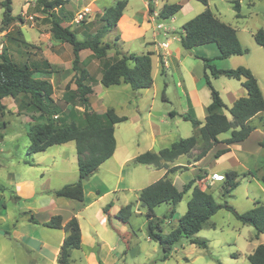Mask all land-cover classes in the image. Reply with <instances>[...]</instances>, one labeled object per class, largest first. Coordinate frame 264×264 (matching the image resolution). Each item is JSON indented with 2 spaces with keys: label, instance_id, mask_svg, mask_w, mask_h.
Segmentation results:
<instances>
[{
  "label": "trees",
  "instance_id": "1",
  "mask_svg": "<svg viewBox=\"0 0 264 264\" xmlns=\"http://www.w3.org/2000/svg\"><path fill=\"white\" fill-rule=\"evenodd\" d=\"M196 1L205 6V9L183 24V32L180 36L181 47L190 51L198 46L215 45L219 53L217 57L219 60L248 54V49L241 45L236 30L222 22L209 10L208 0ZM66 2L64 0H36L35 9L50 17V33L53 39L71 47L73 55L71 66L74 72L71 83L74 85V89L71 90L69 85L65 87L63 104L71 107L69 113L73 114L72 117L66 118L65 112H63L64 116H59L62 112L53 98L52 85L46 78L34 77L35 73L50 74L56 70L55 67L45 61L42 65L49 71L40 72L38 67L31 68L27 64L13 62L5 53L0 55V110L4 108L1 103L4 98L22 97L24 109L30 108L36 113V116H32V121L37 120V122L29 125L27 129L29 145L26 154L29 156L44 152L52 146L74 142L78 180L74 184L64 185L54 194L58 197L82 201L83 183L114 153V125L126 121L127 118L117 116L112 109H108L102 114L88 110L89 96L93 93L92 87L89 85L91 76L86 69L82 68L79 53L89 50L95 59L104 62L107 51L111 49V44L103 42V35L115 27L126 2L116 1L112 7L106 9L99 17L102 28L96 34L84 37L83 40H78L69 26H63L64 16L60 17L62 12H56ZM0 5L3 9L1 22L5 27L15 20L11 14V0H2ZM181 8L182 5L178 3H165L159 10L158 19H169ZM148 9L149 13L153 11L151 3H148ZM233 9L236 12V17H240V0L233 1ZM252 36L254 42L264 49V30L259 29ZM112 59L111 62L107 61L101 64L100 83L102 86L111 87L124 83L129 85L132 91L152 87L153 78L149 53L136 55L116 51ZM201 60L204 63V81L210 96L204 121L200 122L191 113L181 115L183 120L190 122L194 127V135L180 139L158 152L147 151L139 154L133 160L137 164L166 169L165 176L142 188L137 198L140 206L146 209L147 237L160 246L163 260L166 259L172 246L182 237L190 239L191 244L206 248V241H199L194 236L221 209L230 212L241 224L253 227L257 238L259 235H264L263 203L255 202L251 209L239 213L226 201L239 185L238 174L235 171H228L224 175L220 186L224 199L222 204L216 203L209 192L201 190L196 184L197 181L203 179L201 176L183 185L182 190H178L167 178V175L187 168L186 166L168 167L167 163L174 162L180 156H188L195 149H198V152L191 157L188 164L199 162L217 145H223L224 148L216 150L215 159L228 153L230 145L245 141L253 132L255 127L250 124L251 119L257 116L260 118V115L264 113V97L258 81L250 69L238 66L234 69L222 70L210 64V59L201 58ZM220 77L240 81L246 92L245 97L235 100L229 108L223 103L218 91L211 83L212 79ZM76 106L83 110L81 112L73 110ZM224 112H227V115ZM170 115L176 114L170 113ZM58 117L61 118L58 119ZM260 124L264 127V118L260 119ZM227 132L230 133L229 137L219 141L218 136ZM0 138L2 139V135ZM259 145L264 149V139L259 142ZM258 163H261L260 168L264 171V159H259ZM249 174L251 175V173ZM261 181L264 182V174ZM188 191H190V198L186 204L185 213L178 219L177 227L163 235L159 220L154 216V208L161 204L170 205L169 217H171L175 213L176 205L181 202L183 195ZM111 207L112 204L109 203L103 208V213L108 218ZM131 216V204L121 207L115 214V218L122 225H128ZM29 220L36 223L33 217H30ZM43 225L52 229H62L66 233L57 263L72 264L70 252L81 248V232L77 219L72 217L63 225L60 216H53ZM208 225L213 227V224ZM232 256L235 257V254ZM247 260L250 264H264V244L257 245L247 256Z\"/></svg>",
  "mask_w": 264,
  "mask_h": 264
},
{
  "label": "rangeland",
  "instance_id": "2",
  "mask_svg": "<svg viewBox=\"0 0 264 264\" xmlns=\"http://www.w3.org/2000/svg\"><path fill=\"white\" fill-rule=\"evenodd\" d=\"M36 0H11L12 16L15 20L8 26L2 24V13L3 9L0 5V55L5 53L13 62L18 64H27L31 68L36 66L43 67L42 63L47 61L46 57L49 56L48 50H61L59 54L63 57L64 61L68 62L72 59L71 47L66 44V49L62 46H52L53 37L50 33L51 23L50 17L46 14H42L35 9ZM122 1V0H120ZM164 0H161L162 2ZM173 1L174 3H188L192 4V11L189 15L183 17L180 13L174 16L175 22L172 23L171 18L169 19H158L155 23L162 24L165 30H169L168 39L162 37V30L155 29V34L159 35L157 40L161 43H165L166 40L171 42L169 48H173L175 41L172 37H178L182 33L181 21L186 22L193 18L195 15L204 11L205 6L196 0H167ZM233 1L236 0H208L209 10L219 19L232 26L236 32L241 45L248 49V54L243 56H236V61H232L233 64L241 63L242 67L250 69L254 77L258 81V85L261 89L264 97V49L257 45L253 40V33L259 29L264 30V0H240V17H236V12L233 9ZM2 0H0L1 4ZM85 0L80 2L69 1L70 5L66 9L62 8V12L65 16L69 13L75 14L77 9L84 7ZM131 3L137 8L142 0H131ZM76 4V5H74ZM93 6V4H92ZM97 8V7H96ZM99 12V11H98ZM93 12L92 15L98 13ZM78 14V13H77ZM74 16V18L77 16ZM67 15V16H68ZM70 16V15H69ZM190 17V18H189ZM86 20L85 17L82 21ZM81 21V22H82ZM79 23L71 24L79 25ZM99 17L96 16L93 23V27L99 24ZM156 28V27H155ZM174 29L176 33H170V30ZM78 40H83L76 32H74ZM115 33L107 32L103 36V41L111 44L110 50H134L138 51V55L146 54L147 51L140 46L138 41H131L126 44H122L121 41L117 42L114 40L109 41V37ZM151 33L147 34V39L150 38ZM115 43V44H114ZM215 46V45H213ZM201 46L192 48L190 51H186L187 54L192 50H198ZM216 47V46H215ZM168 48V47H167ZM168 48V49H169ZM64 50H68L64 52ZM139 50H145L139 52ZM183 50V49H182ZM44 51V53H43ZM112 54V51L108 52ZM113 56L115 55L112 54ZM196 55V54H195ZM106 57L104 62L113 61L112 57ZM82 56V59H84ZM192 62L191 71L193 74L199 75L204 69V63L201 58L195 57L194 54L190 55ZM210 64L216 68L221 61L219 59H210ZM232 60V59H231ZM100 64V74L102 69V61H98L94 57L92 60L83 61L82 68L88 70L91 76L89 85L94 91L93 97L91 98L92 103H95L98 107L96 111H107L110 108L116 109L119 114L134 115V111L130 107L124 106L122 103L126 96H137L143 98L144 101L141 103H151V113L153 118H158L161 114L166 112L168 109L173 108L175 111H180V107L185 105V100L179 102L178 95L181 93V87L177 86L178 79L176 75L168 73V76L157 75L154 79L153 87L149 89L132 91L131 88L125 84L112 87H104L101 85L99 79V72L94 73L92 66L94 64ZM238 67V66H237ZM45 69H48L45 67ZM188 69L182 70L185 79L188 77ZM208 73V71H206ZM45 77L40 73H35L34 77ZM47 78V77H46ZM221 78V77H220ZM226 79L222 77L218 81L214 82V88L216 91H222L220 82ZM232 80L233 84L235 81ZM167 84V86H166ZM239 88H243L238 85ZM126 88V89H125ZM244 89V88H243ZM205 91L207 89H204ZM207 92V91H206ZM170 97L171 103H166L163 97ZM58 94V92H57ZM200 94V98H201ZM181 96V94H180ZM90 97V96H89ZM184 95L181 96V99ZM222 100L228 104V98L225 94H222ZM4 108L0 110V194L5 198L0 197V208L8 204L9 196L12 195L9 190H4L3 183L7 179L8 173L12 170H24L27 172L21 164L15 162H21L23 159H28L26 155V149L29 145L27 136V129L29 125L36 123L32 121V116H35L30 108L24 109L23 104L20 106V112L18 115L11 113L7 109V105L13 110L14 99L6 98ZM147 103V104H148ZM58 107L64 116L65 104L57 102ZM135 105V104H134ZM123 108V109H122ZM122 109V110H121ZM63 112H65L63 114ZM192 114V113H191ZM24 115V116H23ZM261 117L254 118L250 121V124L255 127L250 138L248 139L247 146L245 149L240 148L239 157L240 161L236 163L231 160V155L221 157L219 159L214 158V153L218 149L224 148L222 145L216 146L211 149L207 155L194 167L189 168L187 171L169 174L168 179L173 181L177 188H182L183 185L187 184L193 179H197L199 176H203L201 180L197 181L196 184L201 190L209 192L216 203L222 204L224 199L222 198L220 186L223 182L226 169H231L238 174V187L232 192L231 196L226 199L229 205L234 209L243 213L251 209L255 202L264 204V182L261 181V177L264 171L260 168L258 163L259 159H264V149H257L256 143L264 138V127L260 124V119L264 118V113ZM195 117V116H194ZM61 117H58V119ZM4 124V128H3ZM143 127L134 128L130 130L129 134L131 139V145L125 148L127 155L135 156L142 154L147 151L156 152V146L152 147L149 141H143V138L148 136V128L145 122L142 123ZM177 134L184 135L186 131L192 130L195 134L194 127L190 122L181 121L171 126ZM230 133H223L220 135L221 138L229 137ZM183 138H186L182 136ZM70 144H74L71 142ZM151 146V147H150ZM198 152L195 149L188 156H180L173 163L175 165H186V162L191 160V157ZM259 156L256 162V158ZM11 162L13 164L11 165ZM113 165L111 160L108 161L107 166ZM109 172L105 171L107 176V185H111L115 179V169L108 167ZM223 173L220 174L218 180H211L213 172ZM251 173V175L249 174ZM160 172L154 173L153 169H149L147 165L137 164L133 161L129 162L123 173H118L120 179V188L128 186L130 191L120 193L108 201L107 204L117 205L122 207L127 204L132 206V216L129 224L124 226L115 218L110 217L108 228L102 232L101 236L105 241H108L109 251H104L99 256L101 264H250L247 260V256L255 249L259 244H264V235L256 237V233L253 227L243 225L237 221L234 216L225 209L219 210L214 216H212L209 222L194 236L195 239L206 241V248L190 243V239L182 237L176 244L171 248V251L167 255L166 259H162L163 252L160 246L150 241L147 237V222H146V209L141 207L137 201L138 191L147 185L157 181V176ZM207 174L208 179H204V175ZM190 198V192L183 195L180 203L175 207V213L169 217L170 206L167 204H161L154 208V216L159 220V226L163 235L168 234L170 231L177 227L178 219L185 213L186 204ZM14 212V210H13ZM208 224H213L210 227ZM86 243V242H85ZM89 249L85 246V252ZM235 254V257L232 256ZM70 261L72 264H94L93 262L84 258L78 251H73L71 254Z\"/></svg>",
  "mask_w": 264,
  "mask_h": 264
},
{
  "label": "crops",
  "instance_id": "3",
  "mask_svg": "<svg viewBox=\"0 0 264 264\" xmlns=\"http://www.w3.org/2000/svg\"><path fill=\"white\" fill-rule=\"evenodd\" d=\"M69 1L72 0H68L66 3H64L62 8L66 9L67 6H73L68 3ZM85 1L86 2L84 4V7L87 5L92 6L93 4L92 8L96 12H99L95 15H92L93 13H91L90 15L85 16L86 20L82 21L79 25H74L73 27H71V24H74V16L84 7L81 9H77L75 14L69 13L70 16L68 14V16H65V14L61 10L62 8L56 11L62 12L60 13V17L64 16L63 26H69L71 30L76 32L82 38L96 34V32L102 28L101 22H99L97 26L93 27L96 16L100 17L106 9L112 7L116 1L120 0ZM122 1L126 2L125 7L115 27L111 31H109L111 33H115L112 35V37H109V41L115 39L116 43L121 41L123 45L131 41H138L140 46H142V48L150 54L153 85L154 79L157 75L165 77L168 76V73L176 75L178 79L177 86L181 87V93H179L177 97L179 99V102L185 100V105L183 104V107H180V111H175L173 108H170L166 112L161 114L158 118H153L152 116V106L150 103L151 101L149 103L147 102L148 104L146 103L145 105L141 103V101H144L143 98L137 96H126L125 100L123 101L124 103H122L124 106L127 105V107H130L131 110L135 112L134 115L119 114L116 109L110 108L117 116H124L127 118V120L114 125V153L112 157L102 163L99 166L98 170L87 181L83 183L82 201L58 197L54 194L56 190L60 189L64 185L74 184L78 180L75 144H70L71 142H68L62 145L52 146L41 153L32 154L30 156L26 154L28 159H23L21 160V162H15L17 164H21L25 169H28V171L24 172V170L21 169L20 171L17 170L16 172H13L11 170L7 175V179L2 185L4 186V190H9L12 195L9 196V203L3 205L0 208V264H58V254L66 233L62 229H52L43 225L53 216H60L62 218L63 225L66 224L72 217H75L78 221L81 232V248L79 250H72L70 252V258L73 251H78L84 258L86 257L87 260L89 259V261L93 262L94 264H101L99 256H101L102 252L109 251L108 241H105L101 234L103 231H105V228H108L110 217L115 216V214L121 207L112 205V207L109 209V218L103 213V208L108 205L107 202L112 200L114 196L130 191V188L127 185L120 188V179H123V177H118V173L120 172L122 174L125 166L129 162L133 161L137 156L135 155L129 157L124 151L125 148L131 145V142L133 141L129 134L130 130L143 127L142 123L145 122L148 128V136L144 137L143 141H149L152 147L156 146V152H158L161 149L168 148L172 143L183 139L182 136L187 138L193 135L194 132L192 130H188L186 131V133H184V135L181 136L179 135L180 133L177 134L176 131L171 127L173 124H175L177 128L178 123H180L181 121H185L180 117L181 115L192 113L197 120H199L200 122L204 121V118L206 116V108L210 103L209 91L204 81V69L199 73V75L198 73H192V62L190 60V55L194 54V58L198 57L206 59H217L219 55L217 48L212 44L204 45L201 46L200 49L195 51L192 50L191 52H189V54H187V52L181 47L180 44L181 33L179 38L172 37V40L176 43L174 44L173 48H169L171 46V42L166 40L165 43L168 44L169 49H164L161 47V45L164 43H161L162 41L159 42L157 40L159 35L155 34L154 32V30L157 29L155 27L162 24H156L155 26V23L158 19L152 18V12L149 13L148 0H142V3H139V6L137 8L133 3H131V0ZM160 1L161 0H159L156 6L155 12H159L161 7L165 3H174L173 1L169 2L167 0H164L162 2ZM74 2H80V0H74ZM178 4H181L182 8L177 14L182 13L181 15L185 17L192 11L191 3L188 4L186 2L184 4ZM174 16L171 17L172 23L176 21ZM186 22L182 23L181 21L180 27H182ZM158 30H162V37L168 39L169 30H165L164 26H162V29ZM149 32L151 33V39H147V34ZM170 33H176V31L174 29H171ZM102 40L104 39L102 38ZM53 41H55L52 43L53 47L62 46L64 49H66V44L59 43L56 40ZM145 50H139V52H144ZM60 51L61 50H48L49 56L46 57L47 63L55 67L56 70H53L50 74L40 73L45 77L40 76L37 78L47 77L46 79L50 82L53 88L54 100L56 102L63 103L65 98V87L69 85L71 90L74 89V85L71 83L74 72L72 71L71 66L73 55L70 61L65 62L63 57L59 54ZM109 51H112V54L116 52V50H108L106 57L113 56L112 54L108 53ZM64 52H67L68 54V50H64ZM120 52L134 53L136 55L139 54L138 51L135 52L134 50H120ZM82 56H85L83 57L84 59H82ZM79 57L81 62H83L89 61L90 59L92 60L93 55L89 50H83L79 53ZM235 57L220 60L221 64L218 65L217 69H234L237 66L241 65V63L233 64L232 61H236L237 59ZM165 61L167 62L166 66ZM96 63L97 64H94L95 66L91 65V67L94 73L99 72L98 80L100 81L101 66L100 64H98V62ZM186 67L189 72L187 74L188 77L185 79L182 70H185ZM38 68L40 69V72L49 71V69H45L43 67ZM221 78L212 79V86L214 87V82H212L213 80L218 81ZM231 81L232 80L226 79L225 81L220 82L221 88L223 89L222 91L219 90L218 92L221 99H223L222 94H225V96L228 98V104H226L222 100L228 108L233 104L235 100L246 96L245 90L243 88H239L238 86L240 85L241 87V82L236 81L235 84H233V82ZM121 84L124 83H120L119 85ZM204 89H207V92ZM180 94L181 96L184 95L183 99H181ZM200 94H202L201 98L199 96ZM93 95H95L94 91L89 97L88 110L93 111L96 114L104 113V111H96L98 110V107H96V104L92 103L91 101ZM5 99L6 98L2 100V105H6ZM22 99V97L15 98V109L12 110L8 105L6 106L7 109L11 113H15L17 115L18 113H21L22 115L23 112H20L22 111L20 110V106L23 104ZM164 100L166 103L172 102V99L166 96V93L164 96ZM70 109L71 107L69 105H66L64 108V111L66 112V118H71L73 115L72 113H69ZM73 110H78L81 112L83 109L79 106H76ZM170 113H175L176 115L172 116L170 115ZM224 113L227 115V112ZM254 118L259 119V116ZM220 135L218 136L219 141L228 138H221ZM250 136L241 143L230 145L228 147L229 152L221 157L231 155V160L238 163V161H240L238 159L240 158V148L242 150L246 148L247 144L245 143H247ZM262 140L256 143L257 149L259 150H262V147H260L259 145V142H261ZM258 158L259 156L256 158V162ZM109 160L113 162V165L106 167L105 165H107ZM188 162L189 161L186 162V165H175L172 162L167 163V166H186L187 168L183 171H187L189 168L194 167L197 163H199L197 162L194 164H188ZM12 164L13 162H11V165ZM147 166L149 169H153L154 173H156V171L160 172L157 178L161 179L165 176L166 169H156L152 166ZM108 167H114L115 169V179L111 185H107L108 179L105 175V171L109 172V170L107 169ZM183 171L179 170L175 173ZM228 171L233 170L226 169L225 173ZM212 174L220 175L223 173L214 171ZM168 176L169 175H167V178ZM204 179H208L207 174L204 175ZM171 182L173 183V181ZM174 186L176 187V185ZM177 189L182 190V188ZM140 190L138 191V194ZM0 197L5 198L1 194ZM30 217H33L36 223L30 222ZM124 226L125 225H122V229H124ZM85 246H88L89 249L84 253Z\"/></svg>",
  "mask_w": 264,
  "mask_h": 264
},
{
  "label": "built area",
  "instance_id": "4",
  "mask_svg": "<svg viewBox=\"0 0 264 264\" xmlns=\"http://www.w3.org/2000/svg\"><path fill=\"white\" fill-rule=\"evenodd\" d=\"M65 1H68V0H65ZM158 2H159V0H148V3L149 4L151 3V5H152L153 8L155 7L153 9L154 11H152V13H151L152 18H154V19H158L159 12H155L156 11V6H157ZM94 11L95 10L92 8L91 5L85 6L80 12H78L77 16L74 18V23L81 22L85 16L90 15ZM156 28L157 29H162V25H157ZM161 47L164 48V49H166L168 47V44L164 43V44L161 45ZM0 50H1V47H0ZM166 65H167V62L165 61V66ZM219 177H220V175H212L211 176V180L216 181V180L219 179Z\"/></svg>",
  "mask_w": 264,
  "mask_h": 264
}]
</instances>
